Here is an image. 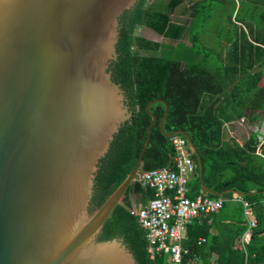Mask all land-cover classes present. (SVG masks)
<instances>
[{"label": "water", "instance_id": "1", "mask_svg": "<svg viewBox=\"0 0 264 264\" xmlns=\"http://www.w3.org/2000/svg\"><path fill=\"white\" fill-rule=\"evenodd\" d=\"M137 0H0V264H145L110 215L141 172L155 115L132 168L102 201L100 171L132 121L118 75L124 22ZM195 171H193L194 173ZM264 229V227H263Z\"/></svg>", "mask_w": 264, "mask_h": 264}, {"label": "trees", "instance_id": "2", "mask_svg": "<svg viewBox=\"0 0 264 264\" xmlns=\"http://www.w3.org/2000/svg\"><path fill=\"white\" fill-rule=\"evenodd\" d=\"M224 2L137 0L133 6L123 25L117 70L132 99L134 114L103 159L100 193L103 201L132 168L150 122L144 105L162 99L167 104L162 129L182 130L189 136L200 159L204 186L217 193L226 188L243 192L240 199L247 202L255 220L250 235L241 243L238 236L245 229L243 218L223 224L215 233H211L206 216L192 219L182 240L188 250L184 259L196 255L199 264H264V141L260 153H255V132L238 140L227 136L223 128L224 123L239 119L257 123L264 115V0H231L227 9ZM182 3L187 23L171 17ZM213 20L217 26L209 32L217 40L214 53L201 42L209 33L204 25ZM136 26H145L169 40L185 37L187 44L178 56L165 55L159 42L135 34ZM148 50L155 53H140ZM148 109L156 121L141 156V170L170 166L173 152L168 137L157 126L164 113L163 103L153 102ZM190 179L187 196L216 197L200 189L197 176ZM124 194L127 200L116 204L110 215L134 240L146 264L143 230L128 208L133 203L144 204L153 191L134 179ZM221 196L231 198V193ZM237 209L241 211L240 204ZM198 236L205 238L201 245L195 244ZM157 258L163 261V256Z\"/></svg>", "mask_w": 264, "mask_h": 264}, {"label": "built area", "instance_id": "3", "mask_svg": "<svg viewBox=\"0 0 264 264\" xmlns=\"http://www.w3.org/2000/svg\"><path fill=\"white\" fill-rule=\"evenodd\" d=\"M169 142L172 147L170 166L142 170L135 179L143 188L153 191V197L144 204L133 203L128 208L135 217L137 225L143 230L146 241V264H199V257L194 255L184 259L188 254L187 248L182 246L185 237V227L192 219L200 215L216 212L223 205V198L209 197L197 194L187 196L188 179L194 170V161L186 139L179 133L171 134ZM257 145L255 153H260V144L264 135H256ZM246 224L241 241H245L255 226L247 202L241 200ZM205 242L203 236H198L196 245ZM158 256H163L158 259Z\"/></svg>", "mask_w": 264, "mask_h": 264}, {"label": "crops", "instance_id": "4", "mask_svg": "<svg viewBox=\"0 0 264 264\" xmlns=\"http://www.w3.org/2000/svg\"><path fill=\"white\" fill-rule=\"evenodd\" d=\"M233 124L235 126H237V129L244 130L245 131L244 132L245 135L244 136H242V135L239 136L238 134L235 135V133H234L235 130H233L234 128L231 126ZM245 127L248 128V131L245 130ZM223 128H224V131L228 133V134H226L227 136L230 135V136L236 137L238 140L245 139L250 132H255L256 135L259 132L260 134L264 135V116L262 115L260 117L259 122L253 123V124H247L242 119L235 120V121H230V122H226V123H224ZM193 171H195V172L194 173L192 172L190 174L189 179H188V182L191 180L190 178L192 176H194V175L197 176V162H196V160H195V163H194V170ZM201 190H203V189H201ZM215 196L216 197L223 198L221 195H215ZM237 204H240V207H241V211L240 212L237 209ZM221 210H222V212L219 213ZM200 216L201 217L206 216L208 218L207 219V223L210 224V226H211V233L212 232L215 233L217 231V228L218 227H221L223 224H231V223H234L235 220H237L239 218H243L244 219V222L246 224V220H245L246 217L243 214L241 199H240L239 196H236L233 193H231V198H223V205L216 212L211 213L210 215H200ZM247 217H253L254 218L252 212ZM238 238H239V240H240L241 243L244 242V241H241V234H240V236H238Z\"/></svg>", "mask_w": 264, "mask_h": 264}, {"label": "rangeland", "instance_id": "5", "mask_svg": "<svg viewBox=\"0 0 264 264\" xmlns=\"http://www.w3.org/2000/svg\"><path fill=\"white\" fill-rule=\"evenodd\" d=\"M151 0H146V2H150ZM224 6L227 9V7L231 4V0H224ZM183 5L184 3H182L180 6L176 7L175 10L173 11V13L171 14V17L174 21H179V22H186L187 21V13L186 11L183 9ZM222 8V6L220 7ZM218 11H221L220 9ZM187 23V22H186ZM215 26H217V23L215 20L213 21H207L206 24L204 25V28L209 32L211 31ZM135 34L143 36L149 40H153L156 42L160 43V51H163L164 54H169L172 57L173 56H178L181 53V50L183 48V46L185 44H187V40L185 37H183L180 40L174 41V40H169V39H165L162 38L159 34H157L156 32H154L153 30L145 27V26H136L135 30H134ZM201 42L204 46L206 47H210L212 49V52L214 53V51L217 49V40L216 38L211 34V32L206 33L202 39ZM140 53H155L154 51H140ZM158 53V52H157ZM264 80V78H263ZM264 116V115H263ZM235 130V135H242L244 136V130L241 129H237V126H235L234 124L231 125ZM245 130L248 131V128L245 127ZM226 134H228L226 132ZM133 200V198H132ZM134 201V200H133ZM222 210L219 212L221 213Z\"/></svg>", "mask_w": 264, "mask_h": 264}]
</instances>
